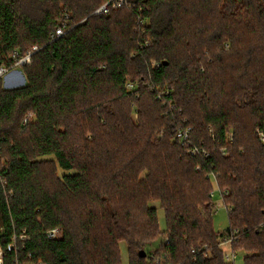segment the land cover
<instances>
[{
	"label": "trees",
	"instance_id": "obj_1",
	"mask_svg": "<svg viewBox=\"0 0 264 264\" xmlns=\"http://www.w3.org/2000/svg\"><path fill=\"white\" fill-rule=\"evenodd\" d=\"M108 1L0 0V66L41 48L25 86L0 79L3 264H120L123 242L130 264H152L140 252L161 236L163 264H229L221 240L236 232L231 250L264 264V0L95 14Z\"/></svg>",
	"mask_w": 264,
	"mask_h": 264
},
{
	"label": "built area",
	"instance_id": "obj_2",
	"mask_svg": "<svg viewBox=\"0 0 264 264\" xmlns=\"http://www.w3.org/2000/svg\"><path fill=\"white\" fill-rule=\"evenodd\" d=\"M128 4L127 0H109L106 4H104L103 6H101L96 12L95 14L100 15V13H104L107 14L109 13V11L111 9H120L123 8L124 6H126ZM67 26H68V22L63 21L58 28L55 30L54 34L52 35L51 39L52 41H56L58 40L59 37L64 36L67 32ZM41 50L40 47L38 46H33L26 54L21 55L18 51L13 55V63L14 66L12 68H8L6 66H0V79H5L7 78V76L11 75L12 73H16L19 69L23 70L24 67L26 66H30V64H32V58L35 55V53L39 52ZM156 65V64H155ZM129 89L132 90L134 87L133 85H128ZM33 117V113L32 114H28V116L26 117V121L25 123H27L29 120H31ZM191 132H192V128H181L176 135L175 140L180 142L181 145L183 147H186L188 149V152L191 155H196L199 154L200 151L199 149L193 145V143L191 142ZM230 140H232V135H230ZM260 139L262 140V142H264V133L262 132L260 134ZM201 154L203 156H209L208 152L203 150L201 151ZM210 178L215 182L216 180V176L214 174L210 175ZM216 195V191H213L211 196L212 198H214ZM50 239L51 238H58L60 236V231L58 229H54L51 230V232L48 233ZM238 234V232H236L234 235L231 236H226L224 237V239H222V243H221V247L224 249L226 247L224 246H230L235 242V236ZM229 247V248H230ZM194 253V252H193ZM225 255H226V261L228 263H234L237 258L239 257V255L235 252H233L231 250V248L229 250L226 249L225 251ZM161 262V259H159L158 263Z\"/></svg>",
	"mask_w": 264,
	"mask_h": 264
},
{
	"label": "rangeland",
	"instance_id": "obj_3",
	"mask_svg": "<svg viewBox=\"0 0 264 264\" xmlns=\"http://www.w3.org/2000/svg\"><path fill=\"white\" fill-rule=\"evenodd\" d=\"M27 84V77H25L23 70H18L16 73H12L11 75L7 76V78L4 79V87L7 89H17L18 87H23ZM62 175V172H61ZM214 191H216V195L213 198L214 204H215V210H214V227L217 232L223 233L225 230H227L228 227V212L227 208L223 202V199L220 196V192L218 190V187L214 186ZM153 206L157 208V215H159V226L162 231H166V215H164L163 210L161 209L159 202H154ZM167 238V237H166ZM166 238L161 236L157 240H154L150 246L146 248V253L149 258V262L152 264H163L165 262L164 256L161 257V253L163 250L164 242L166 241ZM223 247V246H222ZM227 250H229L230 246H224ZM120 253H121V263L120 264H130L129 259V253H128V245H126L125 242L120 244ZM155 255H159L160 258H162L161 262L158 263V259L154 260L153 257ZM239 257L234 263L229 264H244V255L240 252L238 253ZM0 264H3V251L0 249ZM29 264V263H28Z\"/></svg>",
	"mask_w": 264,
	"mask_h": 264
},
{
	"label": "water",
	"instance_id": "obj_4",
	"mask_svg": "<svg viewBox=\"0 0 264 264\" xmlns=\"http://www.w3.org/2000/svg\"><path fill=\"white\" fill-rule=\"evenodd\" d=\"M140 256H141V257H146V256H147L146 251H145V250L141 251V252H140Z\"/></svg>",
	"mask_w": 264,
	"mask_h": 264
}]
</instances>
